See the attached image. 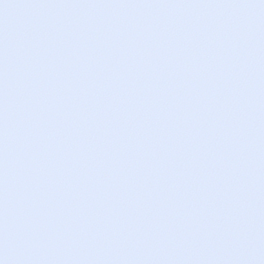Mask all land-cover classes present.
Instances as JSON below:
<instances>
[{"label": "snow or ice", "instance_id": "1", "mask_svg": "<svg viewBox=\"0 0 264 264\" xmlns=\"http://www.w3.org/2000/svg\"><path fill=\"white\" fill-rule=\"evenodd\" d=\"M0 264H264V0H0Z\"/></svg>", "mask_w": 264, "mask_h": 264}]
</instances>
